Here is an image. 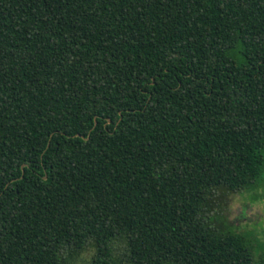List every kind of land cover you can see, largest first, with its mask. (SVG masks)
I'll use <instances>...</instances> for the list:
<instances>
[{
	"label": "trees",
	"instance_id": "obj_1",
	"mask_svg": "<svg viewBox=\"0 0 264 264\" xmlns=\"http://www.w3.org/2000/svg\"><path fill=\"white\" fill-rule=\"evenodd\" d=\"M263 167L264 0H0V264H256Z\"/></svg>",
	"mask_w": 264,
	"mask_h": 264
},
{
	"label": "rangeland",
	"instance_id": "obj_2",
	"mask_svg": "<svg viewBox=\"0 0 264 264\" xmlns=\"http://www.w3.org/2000/svg\"><path fill=\"white\" fill-rule=\"evenodd\" d=\"M213 209L232 228L244 234L253 246L256 264H264V167L257 180L242 192L220 187L213 197ZM95 248L88 244L73 264H91Z\"/></svg>",
	"mask_w": 264,
	"mask_h": 264
}]
</instances>
